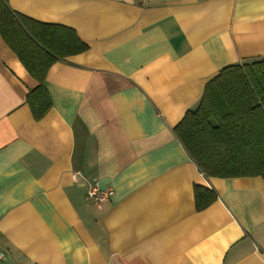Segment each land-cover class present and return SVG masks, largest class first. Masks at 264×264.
Returning a JSON list of instances; mask_svg holds the SVG:
<instances>
[{
	"label": "crops",
	"instance_id": "crops-1",
	"mask_svg": "<svg viewBox=\"0 0 264 264\" xmlns=\"http://www.w3.org/2000/svg\"><path fill=\"white\" fill-rule=\"evenodd\" d=\"M8 3L89 50L51 67L36 121L0 36V264H264V179H207L174 133L223 68L264 57V0ZM195 186L218 199L198 211Z\"/></svg>",
	"mask_w": 264,
	"mask_h": 264
},
{
	"label": "trees",
	"instance_id": "trees-1",
	"mask_svg": "<svg viewBox=\"0 0 264 264\" xmlns=\"http://www.w3.org/2000/svg\"><path fill=\"white\" fill-rule=\"evenodd\" d=\"M0 36L38 83L26 102L34 119L41 121L53 107L46 85L49 70L89 46L71 28L13 11L8 0H0ZM174 133L207 179H264V57L223 68ZM194 194L198 211L218 199L203 186H195Z\"/></svg>",
	"mask_w": 264,
	"mask_h": 264
},
{
	"label": "built area",
	"instance_id": "built-area-1",
	"mask_svg": "<svg viewBox=\"0 0 264 264\" xmlns=\"http://www.w3.org/2000/svg\"><path fill=\"white\" fill-rule=\"evenodd\" d=\"M114 191L112 189H102L97 183H92L88 186L87 196L89 199L97 202L103 203L112 198ZM6 254L0 250V262L6 259Z\"/></svg>",
	"mask_w": 264,
	"mask_h": 264
}]
</instances>
